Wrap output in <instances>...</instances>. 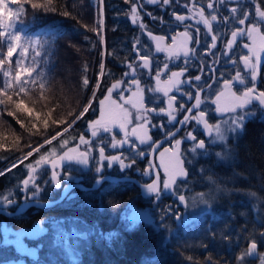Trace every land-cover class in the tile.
I'll use <instances>...</instances> for the list:
<instances>
[{
    "label": "snow or ice",
    "instance_id": "1",
    "mask_svg": "<svg viewBox=\"0 0 264 264\" xmlns=\"http://www.w3.org/2000/svg\"><path fill=\"white\" fill-rule=\"evenodd\" d=\"M16 3L17 0H12ZM103 0H101V3ZM126 4L130 6V12L128 15L131 17V23L136 26L141 32H145L147 25L143 22L141 13L144 16L149 17L152 21H159L160 24H169L163 16H156L150 11H144L145 5L158 6L162 10L165 8H173L175 5H179L185 9L187 14H181L173 10L170 15L173 17L174 22L177 27L183 25V31L176 32L174 35H153L151 30L145 32L148 40L155 42V52L156 53H166L167 61L171 60H182L184 64L189 62V58L196 55L197 49L196 45L204 44V47L211 52L212 49H217V42L221 37L230 34V39L224 42V46L219 49V55L217 53H211L216 56L214 63H219L221 57H226L224 63H232L236 65L238 61L233 59L231 53L233 52L234 46L237 45L238 39H246L248 42L242 43L240 45L242 48L247 49V54L239 56V62H242L244 70H246V75L242 74L241 70H236L234 75L229 74V78L223 79L222 84L220 83L219 77L213 83H208L204 81L203 83L193 84L192 80L199 82L202 77L196 75L190 80H181L186 72V68H182L179 71H171V74L167 79H161L163 75L169 70V62H162V67L160 62H157V67L154 70L152 61L155 59L151 55V45L141 41L140 37H134V43L132 44V51L136 54V59L132 62L126 64V68L130 71H125L121 74L120 79H116V82L111 84L110 87L106 89V95L103 99L98 101V112L99 118L87 123V127L90 129L91 137L97 138L95 141L85 138V135H78L79 143L76 144V138L74 137L72 143L75 146H70L68 139L60 136L59 131L51 136V139H45L43 143L32 150H29L27 154L22 158V161H28L26 164V179H22V187H19L21 193L28 192L29 186H31V195L36 197L39 195L43 188L41 187L40 169L42 166L51 165V182L54 183L56 188H60L61 179L60 173L56 169L60 168L64 162H75L78 165H83L87 167L90 161L94 159L93 151L94 149L98 151V159L96 160L97 166L95 167V173L97 174V179L95 184L99 185L105 177L101 175L104 169V162H107V167L111 168L114 164L118 163L121 170L131 169L136 163L137 157H145L147 152L139 148V145H147L148 149L155 151L160 145L152 136L148 135L147 128H162L164 125L152 124L148 117L152 113L157 115L166 114L167 123L171 125L181 124L188 125L190 122H195L193 131H187L182 137L183 140L191 142V146L186 149L185 152L181 153L179 151V146L182 143V139H176V135L180 132L179 128L175 131L166 130L164 132L165 139L169 142L174 141L176 146V151L172 148H164L160 152L161 165L164 169V179L161 180L159 172L156 173L155 179L150 183L143 185L147 194L154 195L155 199L159 201L162 196H176L181 204H185L186 196L181 194L180 190L182 188H187L189 183V170L186 168L185 164L191 165L192 160L188 159V155L191 154L193 158L196 155H214L217 158V162L225 161L229 158L228 152V140L230 138L237 139L243 135L245 128V120L249 116H253L254 112L247 110L248 106L252 105L253 102H258V104L264 107V90H257V77L258 69L261 64L262 55H264V0H208L206 6L202 3V0H192L191 6L189 3H184L180 5V0H124ZM25 3H30V7L33 10H43L45 12H55L57 9L53 5V0H44L43 3L31 2V0H19V7L14 11L10 6L8 0H0V37H8L10 42L7 46V58L11 62L14 53L17 50L21 36L16 34V25L21 23V17L26 14L24 7ZM230 4H235L236 6L228 7ZM252 5L253 8L248 7ZM211 10L210 12H206ZM227 11L225 15L224 11ZM254 9V10H253ZM61 15L69 17L71 13L69 11L61 12ZM102 15V13H101ZM198 17V19H197ZM195 19L194 28L193 24L188 23ZM214 22L219 25V29L214 27ZM104 21L99 19L95 27L91 28L90 31L97 34L100 37L97 41L93 42L88 36H85V41L92 47L95 48L96 44L103 45L105 43L101 29L103 28ZM198 25L204 26V31L201 30ZM194 28L195 34L191 31ZM222 29H228L229 32H225ZM77 31L73 29V32ZM208 37H210V43H208ZM166 39H170L171 43H164ZM189 44L193 47H189ZM73 47H75L73 45ZM208 54V53H206ZM24 52H21V56ZM115 58V57H114ZM23 63L22 60H17V71L14 77L11 76V71H4V77L8 78L3 84V95L7 97L8 103H14L17 110H22L27 112L29 116L33 115V110L26 107L23 100L14 102L12 96L8 94V90L14 87V83L21 85L19 87V93L26 92V88L23 86L22 75L32 76V71L26 67H21ZM4 64V60L0 59V65ZM101 75L104 74L105 64L101 63L99 65ZM140 69L147 70L146 74L155 81V86L145 83L144 87H141L142 80L137 78L144 75ZM85 72L87 71V65H85ZM220 76L225 74L221 72ZM124 77H131L129 80H125ZM211 80L212 77L210 76ZM83 86L87 88L89 86V79L87 76L83 79ZM188 83L191 87L195 88L196 91H183L182 95L187 96L189 100H194L195 103L190 107H185L183 103L179 104V108L176 111L193 113V109L197 111L195 114L184 115L182 120L177 119V115L173 110V102L177 100L175 95H170L173 91L181 92V85ZM219 84V87L216 85ZM234 84L241 86L238 90H233ZM41 88L44 87L43 84L40 85ZM97 88L100 87L99 84L96 85ZM207 88L212 90L215 88V99L211 101L215 105L214 110L209 108L207 111L202 110L201 106L204 100L201 98V93ZM134 89V90H133ZM151 93H162L164 97L167 98L168 107L167 109L160 107H148L146 104L145 91ZM126 93H131L126 95ZM95 95V92L93 93ZM227 98V102L222 103V99ZM158 99V97H156ZM5 103V101L0 100V104ZM245 110L238 112L237 110ZM90 110L96 111L95 106L83 107L82 111L78 114L73 115L72 119L67 122L65 127V132L68 128L74 127L77 120L80 119L85 113ZM220 114L221 119L219 121L210 122L206 117L210 114ZM227 114V118L223 117ZM9 116H12V112H8ZM37 119H39V114H36ZM55 123V121H54ZM47 126V121H45ZM203 126V131L199 134H193L196 128ZM129 126H131L129 130ZM118 128L119 132L122 133V138L117 139L116 134H114V129ZM106 134L110 139H105L101 134ZM207 134L211 137L209 142L205 139L198 138L199 135ZM214 134V135H213ZM60 139L57 140V137ZM135 138L133 140L132 138ZM53 141L56 144L53 146ZM139 141V145L136 143ZM220 145L222 151H216L215 153H209L207 144ZM45 145L50 147H45ZM81 145L84 149L81 150ZM124 145L129 146V152L134 153L130 158L123 157V153L120 155H106V147H111L112 149H120ZM45 154H41V152ZM36 154L38 158H34V163L29 161V157H33ZM172 152L174 160L170 159L168 162L164 161V157L167 153ZM123 157V158H122ZM125 159H129L128 163H125ZM15 167V165L10 166ZM152 165H149V169L143 170V174L151 175ZM140 170V169H137ZM201 172L205 169L201 168ZM5 173L0 171V175ZM64 179H69V175H65ZM211 179V177H209ZM44 185L49 183L48 180L42 181ZM216 191H221L219 183H216ZM228 191V189H224ZM67 192V189H65ZM245 195L249 201V208L257 219L261 227H264V188L257 190H249L241 193ZM206 193H198L197 196L200 203L205 206V211H201L200 215H207V210L212 208L208 200L205 197ZM5 204H13L15 201L9 199L8 196L0 197ZM39 203V201H37ZM113 205L116 204L114 199ZM192 211H197L195 204L193 205ZM171 215L174 221H181L183 214L177 215L176 212L172 211V206L168 205L167 208L162 210L160 216L161 224L158 227H163L165 230L170 231L169 225L166 222V217ZM231 215V214H230ZM242 218H246L248 211H242L239 214ZM199 217H194L198 219ZM252 240L250 246L246 245L243 250L235 249L234 254L228 256L226 259L216 258V264H254V261L249 260V257H257L260 264H264V253L257 251L258 247L264 245V232L260 233V239H255V225H252ZM241 231H248L247 220L245 219V227ZM233 230L230 224H225L219 231L214 230L211 225H208L204 234L210 239L215 240L217 237L221 242H231L233 239ZM111 239V237H109ZM203 247H210L209 244H204ZM238 251L239 255L235 252ZM189 260L192 258L189 257ZM213 257L209 256L206 264H212Z\"/></svg>",
    "mask_w": 264,
    "mask_h": 264
},
{
    "label": "trees",
    "instance_id": "2",
    "mask_svg": "<svg viewBox=\"0 0 264 264\" xmlns=\"http://www.w3.org/2000/svg\"><path fill=\"white\" fill-rule=\"evenodd\" d=\"M100 1L63 0L59 8L61 10L73 9V19L77 25L82 22L90 30L96 25L99 18ZM31 2L43 3L44 0H31ZM102 4L104 14L112 10L118 17L117 3L114 0H103ZM24 7H30V3H25ZM35 11L39 15L26 11V14L20 18L22 22L16 25V34L22 35V39L11 62L6 55L10 40L8 37H0V59L4 60V64L0 65V100L5 101L0 104V171L27 154L29 150L37 148L45 139H51V136L57 131L63 130L73 115L80 112L95 84V81L90 78L92 69L88 67L85 72V68L78 61V56L68 50H63L60 47V41H57L56 37L62 27H66L65 23H68L69 19L60 14L65 23L57 22L51 19V15H43L40 10ZM79 11L86 13L88 19L81 18L76 21ZM43 21L49 22L52 35L41 40L38 37L37 28ZM21 52H24L23 56H21ZM17 60L23 61L21 67L31 70L32 76L22 75V82H26L23 83L26 92L19 93L21 85L13 82L14 87L8 90V94L12 96V99L23 100L26 104L38 107L42 113L39 119L34 114L36 113L34 107L31 109L33 110L31 116L27 112H19V114L17 111L14 112L13 103H8L7 97L3 95V84L8 79L4 77L3 73L10 70L11 76L14 77L17 71ZM89 61L91 62V58ZM99 65L100 59L97 57L96 62L91 63V66L99 69ZM65 74L70 75L69 83L62 82ZM85 76L89 79L87 88L82 83ZM41 84L44 85L43 88L40 87ZM55 87L57 88L55 89ZM10 111L14 115L9 116L8 112ZM45 121H47V126ZM260 121L264 126V117ZM252 129L253 123L248 124L247 131L243 132L238 140L234 139L232 142L236 146L238 154L234 153L233 156H229L227 160L219 163L217 159L206 160L208 165L221 170H237L236 173L219 174L218 169L216 173L205 169L201 180H198L200 178L198 175H189V180L192 183L190 186L193 185L192 192L206 193L204 198L208 200L212 208L218 205L215 208L216 211L227 210L231 214L232 222L220 221V223L231 225L233 230L231 242H221L219 239L210 240L204 234L207 227L204 222L212 208L208 210L207 215L198 214L194 216L199 217L198 219L192 217L182 222L174 221L169 215L165 219L170 231L158 227L161 224V220L159 221L161 214L155 219L157 227H154L152 222L128 224L125 218L116 222L119 212L121 213L124 209L129 210L132 203L138 204V188L128 181L105 182L108 186H116L111 189L112 195H115L117 191L121 192L118 205L115 207L116 204H112L114 196L112 199L104 200L100 206L93 204L90 217L93 226L85 238L78 237L75 258L71 260L62 253L50 255L47 254V251L42 253L44 264H206L209 256L213 257L212 264H216L217 257L223 260L233 255L235 249L243 250L252 240V231H241L245 224L239 214L246 211L247 204L250 203L249 199L241 193L249 190L259 191L264 188V164L256 163L260 157L264 156V129L260 130L259 128L257 134L254 130L251 131ZM70 130L71 128H68L67 132L63 131L61 134H66ZM258 135H261V138ZM242 146H244L245 153L240 150ZM45 147L49 146L45 145ZM34 158H38L35 152L33 157H29L28 160L34 163ZM21 161L22 159L14 164L15 167H11L10 171L9 167L3 171L4 175H0V197L8 196L15 203L17 200H21L23 194L18 190L21 187L20 183L22 179L27 178L25 173L28 161ZM216 183L223 186L230 185V189L218 192L215 190ZM43 199L48 198L44 197ZM15 203L12 205L14 206ZM172 211L176 212V209L173 208ZM54 215L57 217L68 216V214L57 215L55 205H53L35 211L32 208L28 209L14 218L19 221V225L30 226L41 216L51 219V216ZM216 217L219 216H214L215 219ZM49 224L52 225V223ZM59 225L62 228L68 227L63 222H60ZM210 225L214 227L213 224L210 223ZM261 228L264 227L259 225L255 227V239L257 240L258 231ZM49 233L44 236L49 237ZM206 243L210 247H203ZM49 244H51L50 241L43 239L42 251L50 247ZM235 254L239 255V252L236 251ZM189 257L192 259L189 260Z\"/></svg>",
    "mask_w": 264,
    "mask_h": 264
},
{
    "label": "flooded vegetation",
    "instance_id": "3",
    "mask_svg": "<svg viewBox=\"0 0 264 264\" xmlns=\"http://www.w3.org/2000/svg\"><path fill=\"white\" fill-rule=\"evenodd\" d=\"M189 3V6H191L192 0H180V5L184 3ZM208 0H202V3L206 6ZM257 3H259V0H256ZM236 6L235 4H230L228 7ZM248 7L253 8L252 5H248ZM117 13L119 18V24L117 25L118 30L111 35L110 37V45L109 50L105 53L104 56V77L100 78L99 85L100 87L95 89V97L91 100L90 106H95L97 109L96 111L90 110L88 113H85L83 117L78 120V122L75 123L74 127L66 134H63V137L65 139H68L70 142V146H75V144L72 143L73 138H76V144L79 143L78 135H85L86 139L95 141L97 138L91 137L90 129L87 127V123H90L91 121L99 118V112H98V101L100 99H103V96L106 95V89L111 86V84L116 82V79L121 78V74L125 71H130L126 68V64L129 62H132L136 59L135 52L132 51V44L134 43V37H140L141 41L144 43H147L151 45V55L155 58L152 61V67H153V75L154 70L157 67V62H160V66L162 67V62H169V70L166 72L165 75L161 77V79H167V77L171 74V71H179L182 68H186L185 75L183 77H180L181 80H190L194 78L196 75H200L202 77L201 81L196 82L192 80L193 84L196 83H203L204 81H208V83H213L217 77H219L220 83L222 84L223 79L229 78V74L234 75L236 70H241L242 74L246 75V70L243 68L242 62H239V56L247 54V49L242 48L240 45L242 43L248 42L246 39H238L237 45L234 46L233 52L231 53V56L233 59H236L238 63L236 65H233L232 63H224V60L226 57H221L219 63H214L216 60V56H213L211 53H217L219 55V49L224 46V42L227 39H230V34L225 35L221 37V39L217 42V49H212L211 52H209L208 49L204 47V44L196 45V55L189 58V62L187 64H184L182 60H171L167 61V54L166 53H156L155 52V42L148 40L145 32L147 30H151L153 32V35H166L171 36L174 35L176 32L183 31V25L177 27L173 17L170 15V13L175 10L178 13L181 14H187L185 9L182 8L179 5H175L173 8H165L161 9L158 6L154 5H145L144 11H150L156 16H163L166 21L169 22V24H160L159 21H152L149 17L144 16L143 13H141V17L143 19V22L147 25V29L145 32H141L136 26H134L131 23V17L128 15L130 12V6L128 4H125L124 0H119L117 3ZM254 10V9H253ZM211 10H207L206 12H210ZM224 11L225 15H227V11L225 9H222ZM198 19V17H197ZM188 23L193 24L194 28L197 27L195 25V19L188 21ZM198 27L201 28L202 31H204L203 25H198ZM214 27H217L219 29V25H216L214 22ZM194 28L191 30L194 32ZM225 32H229L228 29H222ZM166 44H170V39H166ZM208 43H210V37H208ZM189 47H193V45L189 44ZM208 53V54H206ZM115 57V58H114ZM141 72L145 73L142 76H139L137 78L142 80L141 87L145 86V83L151 84L152 86H155V81L150 78L146 72L147 70L140 69ZM223 72L225 75L220 76L219 74ZM258 77H257V90H264V55H262L261 58V64L258 69ZM212 77L210 80L209 77ZM125 80L131 79V77H124ZM220 85L217 84L216 87H219ZM241 86L238 84H234L233 90L240 89ZM134 90V89H133ZM183 91H192L195 92L196 89L191 87L188 83H185L181 85V92H175L173 91L170 93V95H175L177 97V100L173 102V110L175 114L177 115L178 120H182L184 115H191L195 114L197 111L196 109H193V113H187V112H179L176 111L179 108V104L183 103L185 107H190L192 104L195 103L194 100H189L187 96L182 95ZM131 93H126V95H130ZM146 96V104L148 107H156L160 108L163 107L167 109L168 107V101L167 98L163 96L162 93H151L145 91ZM158 97V99H156ZM201 98L204 100V103L201 106L202 110L207 111L209 108L213 109L215 108V105L211 103L213 99H215V88L212 90H209L207 88L204 89V91L201 93ZM222 103L227 102V98H223ZM247 110H251L254 112V114H260L258 118L264 117V107L260 106L258 102H253L252 105L248 106ZM238 112H242L245 110H237ZM210 120V122L213 121H219L221 119L220 114H210L206 117ZM224 119L227 118V114L223 117ZM149 121L152 124L157 125H164L162 128H147L148 135L152 136L154 140L158 142L160 145L155 151H151L148 149L147 145H139V141H136V143L139 145L140 149H143L147 152L145 157H137V163L136 165L131 169H125L121 170L119 168V164H114L111 168L107 167V162H104L105 166L103 169V172L101 175H116V176H133L137 178L142 183H148L151 180L155 178V175L157 172H159L161 180L164 179V169L163 167H160L161 165V157L160 152L163 151L164 148H176L174 141L169 142L168 139H165L164 132L166 130H172L175 131L176 128L180 129V132L177 133L176 139H182L184 136V133L187 131H193V128L195 126V122H190L188 125H181V124H175L171 125L167 123V115L166 114H160L157 115L155 112L152 113L148 117ZM251 119V116L247 117L245 120V125L248 126V124L253 123V121L249 120ZM87 122V123H86ZM131 126H129L130 130ZM203 131V126L201 125L199 128H196L193 134H199ZM114 134H116L117 139L122 138V133L119 132L118 128L114 129ZM104 136L105 139H110L109 136L106 134H101ZM214 135V134H213ZM198 138L205 139L206 142H209L211 140V137H208L205 133L204 135H199ZM60 139V136L57 137V140ZM135 140V138H132ZM228 141L231 143L234 142V138H230ZM56 144V141H53V146ZM191 146V142L187 140L182 139V143L179 146V151L181 153L185 152L187 148ZM208 151L209 153H215L216 151H220V145H213L208 143ZM84 149V146L81 145V150ZM49 147V151H50ZM123 153V157H131L134 155V153L129 152V146L124 145L120 149H112L111 147H106V155H120ZM42 154H45L42 152ZM93 157L90 161V164L85 167L83 165H78L75 162H64L62 166L56 171L60 173V179H61V186L60 188H56L54 186V183L51 182V165L42 166L40 171V179H41V187L43 188V191L39 193L38 196L33 197L31 195V186H29V191L24 192L21 196L22 199L26 198H38L43 199L44 197L50 198H56L59 197L61 194L62 189L66 186L68 183H75L80 184L86 187H90L92 183L97 179V174L95 173V167L97 166L96 160L98 159V151L94 149L93 151ZM122 157V158H123ZM188 159L192 160L191 165L185 164L186 168L189 170V175H200L204 172H201L198 167V165L206 160L209 159H217L214 155H196L195 158L191 156V154L188 155ZM169 156L168 153L164 157V161L168 162ZM129 159H125V163H128ZM149 165H152L151 169V175H145L143 174V170L149 169ZM140 169V170H137ZM50 174V176H49ZM65 175H69V179H64L63 177ZM43 180H48L49 183L47 185L43 184ZM108 181L106 179H103L101 183L96 186L95 188L91 189H83L78 186L69 187L67 189V192L64 194L63 198H61L59 201H57L55 204V212L57 215L60 214H68L67 217H57V216H51V219L47 217L41 216V218H37L35 222L31 226H36L37 229L45 226L43 223H66L68 225L67 228H60L58 226L59 230H65V229H71L76 223H80L81 221L85 223H89L92 219L90 218L92 216V206L93 204L96 206H100L104 200L107 198L112 199L113 196L116 199V205H118L119 198L121 197V192L117 191L115 195H112L111 189L116 186H108L105 184V182ZM192 184L189 180L188 187L182 188L180 190L181 194H184L187 199V193L192 191V187L190 186ZM22 185V183H21ZM22 187V186H21ZM52 188V189H51ZM47 190V191H46ZM140 191V190H139ZM138 191V204H133L132 207V214L131 217L134 219H137L138 221L142 220H153L157 214L161 212V209L167 208L168 205L172 206V209L179 208L181 204L178 201V198L176 196H168L164 195L162 198L157 201L154 197V195L149 194H142ZM18 203H15L14 207H11L12 205L6 204L4 205V208L9 211H14L16 205ZM29 208H26L24 210L19 211L16 214L13 215H7L4 213H0V264H6L9 261H14L16 264H42L41 254L42 252V235H45L47 231L45 232H36L33 234V236L27 237L26 235L21 236V238L26 242V246L22 249H19L18 242H15L13 240V237H16V235L13 233V231L18 230L23 227H27L25 225H19V221L16 219L18 215L21 212H24L28 210ZM44 209V208H38L37 210ZM113 209L114 206H113ZM40 212V211H39ZM179 213V211H178ZM106 216V213H104ZM119 214L117 215L116 222L119 221ZM16 217V218H14ZM91 219V220H90ZM185 220V219H184ZM39 221V222H38ZM41 224V226H38V224ZM30 227V226H29ZM88 229V228H87ZM48 230V229H47ZM59 232L55 229V225H53V231L50 235H53L56 237V235ZM80 236L85 237L86 232H80ZM23 261V262H19Z\"/></svg>",
    "mask_w": 264,
    "mask_h": 264
},
{
    "label": "bare ground",
    "instance_id": "4",
    "mask_svg": "<svg viewBox=\"0 0 264 264\" xmlns=\"http://www.w3.org/2000/svg\"><path fill=\"white\" fill-rule=\"evenodd\" d=\"M8 2H9V6L14 11L19 7V0H17L16 3H13L12 0H8ZM61 2H63V0H53V5L56 7L57 11H55V12H45L43 10H40V13L43 14V15H45V14L46 15H51V19L52 20H55L57 22H64L65 23V21L62 19L60 14L63 11H69L71 13V15L69 17H65V16L62 15L64 18H68L69 21H68V23H65L66 27L65 26L62 27L61 32L59 33L58 37H56L57 41H60V47L63 50H68V51L72 52L73 54H76L78 56L79 63L84 68H85V65H87V68L90 67L92 69L91 70V76H90V78L92 80L96 81L98 78L104 77L103 75H101L100 69H98V68H96L94 66H91V63L96 62V58L97 57H99V59H100L109 50L110 37H111L112 34H114L118 30L117 25L119 24V18L116 16V14L112 10H110L107 14H102V15L99 12V18L97 19V22L101 18L104 21L103 28L101 29V32H102V35H103L105 43L103 45L96 44V47L92 48L85 41V36H88L93 42L97 41L100 37H98L96 33L88 30L82 22L77 25V23L73 19L74 10L73 9L72 10H66V9L65 10H61L59 8V5H60ZM114 2L118 3L119 0H114ZM25 10L27 12L33 13L35 15H39L35 10L31 9V7H26ZM81 18L82 19H88L86 13H84L82 11H79L78 12V18H77L76 21L80 20ZM73 29H76L77 31L73 32ZM37 33H38V37L41 40H44L47 37L51 36L52 34H51V29L49 27V22L48 21L41 22V24L37 28ZM20 36H21V39H22V35H20ZM20 41H19L18 45L20 44ZM8 44H9V42H8ZM73 45L75 47H73ZM89 58H91V62L89 61ZM13 101L14 102L19 101V99H13ZM259 115L260 114H258V115L254 114L253 116H251V119L249 120V122L253 121V129L251 131L254 130L255 134H257L259 128H260V130L264 129L263 123H262V121H260L261 118H258ZM63 131L64 130H61V131H59V133L61 134ZM246 131H247V125H245V128H244V132H246ZM60 136H63V135L61 134ZM258 136H259V138H261V135H258ZM227 144H228L229 156H233L234 153L238 154V150L236 149V146L233 143L228 141ZM172 149H173V151H176V148L173 147ZM219 150L222 151L223 150L222 147H220ZM240 150H242V152L245 153L244 146H242ZM169 154L171 156L170 159L174 160L172 152H169ZM239 154L242 156V153L240 151H239ZM256 163L258 165H263L264 164V156L260 157L256 161ZM10 166H12V165H10ZM198 167L199 168H204L207 171H211L212 173H216V171L218 169L219 174L230 173V172H235L236 173V171H237V170H233V171L232 170H230V171L221 170L220 168H216V167H213L211 165H208L206 161L201 162L198 165ZM4 170L5 169H3L2 172ZM106 175H109V174H106ZM106 175H103V176H106ZM110 176H116V175H110ZM198 176H200V178L198 180H201V179H203L202 177L204 176V173H202V174H200ZM117 177H120V176H117ZM125 177H130V176H125ZM127 181H130V183H133L135 186H138L134 181L128 180V179L119 180L118 182H127ZM150 182H152V180ZM150 182H148V183H150ZM66 186H67V189L69 187H73V186H78V187L84 189L83 185L75 184V183H68V184H66ZM219 187L221 188V191H224V189H230V185H224V186L223 185H219ZM221 191H219V192H221ZM57 198L58 197H56V199ZM17 202L21 203V201H19V200H17ZM249 204L250 203L247 204L248 207L246 209V211H248L247 217L246 218H241V219H242L244 224H245V219L247 220L248 231H252V227L251 226L252 225H255V227H256V225L260 226V223H259V221L257 219H254V216H253V214H252V212H251V210L249 208ZM4 205H6V204L3 201H0V210L1 211L2 210L8 211V210H6L4 208ZM219 206H220V204H219ZM11 207H14V206L12 205ZM216 207H218V205H216L215 207L212 208V210H211L209 216L206 218V221L204 222V224L206 226H208L211 223V224L214 225V227H212V228L214 230L219 231L225 225V223H220V221H225L226 220L225 222L230 223L233 220H230V218L232 216L230 215L229 211H227V210L226 211H223V210L216 211V209H215ZM207 212H208V210H207ZM0 213H4V212H0ZM214 216H219V217L218 218L216 217V219H217L216 220L214 218ZM43 224L45 226H43L42 228H45V231H47L46 233L50 232L49 234H51L52 231H53V225L49 224L48 222L43 223ZM128 224H130V223H128ZM154 227H156V226L154 225ZM262 232H264V228H261L258 231V233H259V236L257 237L258 240L260 239V233H262ZM217 239H219V238L217 237ZM54 252H55V250H54ZM52 254H54V253H52ZM57 254H59L58 250H56V252H55V255H57ZM249 260L254 261V264H257V261H256L255 257H249Z\"/></svg>",
    "mask_w": 264,
    "mask_h": 264
},
{
    "label": "rangeland",
    "instance_id": "5",
    "mask_svg": "<svg viewBox=\"0 0 264 264\" xmlns=\"http://www.w3.org/2000/svg\"><path fill=\"white\" fill-rule=\"evenodd\" d=\"M69 80H70V75H67V74L63 75L62 82H68L69 83ZM57 87H55V89ZM89 98H90V96H88V99H87L85 104L88 103ZM25 105L29 109H32L34 107L35 110H36L35 111L36 113H34V114H39V116H41L42 113H41V111L39 110L38 107L32 106L30 104H26V103H25ZM13 110H14V112L17 111L18 114H19V112L20 113L25 112V111H22V110H17L15 108V104L14 103H13ZM10 112H12V111H10ZM49 176H50V174H49ZM198 193H201V192H192V191H190L189 193H187L186 202H185V204L181 205L180 213H178V215L179 214H183L182 220L187 219L190 214L197 215L199 212L205 210V208H203L204 205H202L200 203V200H199V198L197 196ZM194 204H195L196 209H197V211H195V212L192 211V208H193ZM131 212H132L131 208L129 210H127V209L122 210V212L120 214V217H119V220L120 219L122 220V218H125L126 223H131V224H133L134 222L138 221L137 219H134V218L131 217V214H132ZM182 220L181 221H177V222H182ZM159 221H160V219H159ZM152 223H154V225L157 227L156 221H154ZM53 225H55V229L59 233L56 235L57 238L54 237L53 235H51L49 237V239L51 240V244H49L50 247L48 248V250H47L48 252L47 253L50 254V255L52 253L55 254L56 250H58L59 254L62 253V254L67 255L71 260L74 259L75 256H76V253H77V251L75 249H76V245H77V241H78V235H79V233L81 231H78V230L75 231V229L59 230L58 226H56V225H59L58 223H53ZM38 226H41V224L39 223ZM59 227L62 228L60 225H59ZM51 249L55 250V252L51 251ZM258 252L264 253V245L262 246V248ZM256 261H257V264H260V261H259L258 258H256ZM42 264H44V262H42Z\"/></svg>",
    "mask_w": 264,
    "mask_h": 264
},
{
    "label": "water",
    "instance_id": "6",
    "mask_svg": "<svg viewBox=\"0 0 264 264\" xmlns=\"http://www.w3.org/2000/svg\"><path fill=\"white\" fill-rule=\"evenodd\" d=\"M170 157L171 156H169V158ZM16 162L17 161H15L14 163H16ZM14 163H12V164H14ZM104 177H105V179H107L109 181H119V180H125V179L132 180V181H134L138 185L140 191L143 194H147L146 190L143 187L144 184L143 183H140L134 177H125V176L117 177V176H110V175H106ZM96 186L97 185L95 184V181H94V183L92 184V186L90 188H94ZM84 188H87V187L84 186ZM65 189H67V186H65L62 189L61 194H60V196L57 199H47V200L30 199V200H24V201H21V203H18V205L16 206V208L14 209V211H4V210L1 211L0 210V212H4L7 215H13V214H16L19 211H21V210H23L25 208H28L30 206H34V207H37V208H44V207L51 206V205H53L54 203H56L57 201H59L63 197V195L65 194ZM37 201H39V203H37ZM34 231H36V227H32L30 229L20 228L18 230L13 231V233L16 235V237H13V240L18 241L19 249H22V248H24L26 246V243L23 241V239L21 238V236L26 235L27 237H30V236H32V234H33ZM44 231H45V228H41L37 232L40 233V232H44ZM248 246H250V243L248 244ZM19 262H23V261H19ZM6 264H16V263L14 261H9Z\"/></svg>",
    "mask_w": 264,
    "mask_h": 264
}]
</instances>
